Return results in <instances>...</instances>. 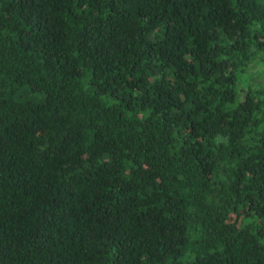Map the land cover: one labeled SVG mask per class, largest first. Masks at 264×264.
I'll use <instances>...</instances> for the list:
<instances>
[{
	"label": "trees",
	"instance_id": "obj_1",
	"mask_svg": "<svg viewBox=\"0 0 264 264\" xmlns=\"http://www.w3.org/2000/svg\"><path fill=\"white\" fill-rule=\"evenodd\" d=\"M255 61L264 0H0V264H264Z\"/></svg>",
	"mask_w": 264,
	"mask_h": 264
},
{
	"label": "rangeland",
	"instance_id": "obj_2",
	"mask_svg": "<svg viewBox=\"0 0 264 264\" xmlns=\"http://www.w3.org/2000/svg\"><path fill=\"white\" fill-rule=\"evenodd\" d=\"M251 71L254 72V73H256V74L259 71V73L262 74L263 73V67L261 66V64L258 61H255L254 65H253V67L251 69ZM262 75H264V74H262Z\"/></svg>",
	"mask_w": 264,
	"mask_h": 264
}]
</instances>
